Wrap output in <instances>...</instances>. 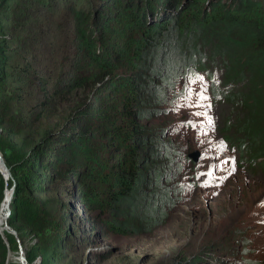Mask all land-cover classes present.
<instances>
[{
	"label": "trees",
	"instance_id": "16d2710c",
	"mask_svg": "<svg viewBox=\"0 0 264 264\" xmlns=\"http://www.w3.org/2000/svg\"><path fill=\"white\" fill-rule=\"evenodd\" d=\"M64 9L73 39L59 74L37 36ZM217 22L227 29L222 42L208 39ZM207 49L240 68V85L210 83L215 100L233 109L226 125L246 113L243 139L224 141L253 164L264 157V0H0V155L11 176L0 173V207L14 185L7 224L15 232L0 223V264H19L7 258L19 246L27 264H91L93 229L80 217L69 222V211L57 217L61 198L117 233L161 214L194 164L190 142L158 122L180 105L187 66ZM14 74L21 78L9 84ZM31 106L33 122L9 129L13 114ZM215 251L179 254L172 264H228Z\"/></svg>",
	"mask_w": 264,
	"mask_h": 264
},
{
	"label": "rangeland",
	"instance_id": "374dc122",
	"mask_svg": "<svg viewBox=\"0 0 264 264\" xmlns=\"http://www.w3.org/2000/svg\"><path fill=\"white\" fill-rule=\"evenodd\" d=\"M54 19L57 26L45 35L39 34L37 45L41 54L47 48L53 50L55 71L61 66L59 74H62L64 59L71 50L73 26L68 9ZM226 32L217 22L208 31V39L222 42ZM219 46L225 47L223 43ZM219 56L222 52L207 49L187 66V81L178 87L180 105L169 108L174 113H168L158 122L173 140L190 142L187 158L194 152L201 154L197 162L188 158L194 167L177 179L174 189L178 193L162 206L161 214L128 223L123 226L126 228L123 233H117L107 229L96 214L61 198L64 209L59 208L57 217L69 211L72 213L69 222L74 223L75 217H80L93 229L86 230L94 253L91 264H172L179 254L187 258L211 245L228 264H264V157L249 164L236 143L224 141L235 140L234 137L243 139L242 120L246 113H242L239 121L226 125L233 109L215 100L210 77L217 87L229 83L240 85V68L228 67ZM186 58L193 59L192 55ZM17 78L21 76L14 74L8 83H15ZM36 90L35 95H40V88ZM33 97L34 93L32 100ZM61 109L50 121L62 117ZM34 113L32 106L14 113L8 128L16 131L28 118L33 122ZM261 122L264 120L260 119L259 125ZM260 133L264 136V127ZM7 258L16 263L19 255L8 249Z\"/></svg>",
	"mask_w": 264,
	"mask_h": 264
},
{
	"label": "water",
	"instance_id": "95a60500",
	"mask_svg": "<svg viewBox=\"0 0 264 264\" xmlns=\"http://www.w3.org/2000/svg\"><path fill=\"white\" fill-rule=\"evenodd\" d=\"M188 158L190 160L192 159L194 162H197L201 158V154L198 153V152H194V153L188 155ZM0 163H1L0 173L3 176V178L5 180H7L8 178L11 179L10 173H9V171L6 168V166H5L4 162H3V159L1 157V155H0ZM13 190H14V185H12V188L9 190L10 191V197H9L8 203L6 205H4V206H3V202L1 204V207H0V216H2L3 219H4V227L6 228L7 233L15 236V232L7 224V219L9 217V215H10L9 204H10V201H11V199L13 197ZM18 263L19 264H27L26 259L23 256V253H22V250H21V247L20 246H19V259H18Z\"/></svg>",
	"mask_w": 264,
	"mask_h": 264
},
{
	"label": "bare ground",
	"instance_id": "6f19581e",
	"mask_svg": "<svg viewBox=\"0 0 264 264\" xmlns=\"http://www.w3.org/2000/svg\"><path fill=\"white\" fill-rule=\"evenodd\" d=\"M0 167H1V163H0ZM9 197H10V191L7 190L6 193H5V197H4V201H3V206L8 203ZM0 223L3 226V231L7 233V230L4 227V219H3L2 216H0Z\"/></svg>",
	"mask_w": 264,
	"mask_h": 264
}]
</instances>
